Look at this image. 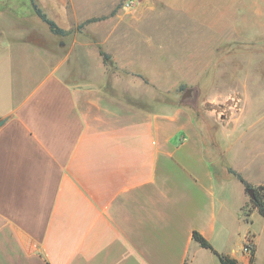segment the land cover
<instances>
[{"label": "crops", "instance_id": "crops-1", "mask_svg": "<svg viewBox=\"0 0 264 264\" xmlns=\"http://www.w3.org/2000/svg\"><path fill=\"white\" fill-rule=\"evenodd\" d=\"M21 1L0 0V264H220L193 232L249 264L243 249L251 231L238 225L240 208L234 214L228 206L233 177L217 184L189 109L118 94V87L128 90L118 81L110 89L96 83L88 73L106 65L89 42L91 31L77 42L86 81H68L67 57L54 58L30 40L34 28L18 12ZM252 15L261 25L254 33L264 34V8L255 6ZM106 53L114 67L128 69ZM26 56L46 67L31 85L24 81L38 70L27 69ZM188 70L195 73L196 65ZM201 71L173 86H196L208 68ZM251 234L258 264L261 233Z\"/></svg>", "mask_w": 264, "mask_h": 264}, {"label": "rangeland", "instance_id": "rangeland-1", "mask_svg": "<svg viewBox=\"0 0 264 264\" xmlns=\"http://www.w3.org/2000/svg\"><path fill=\"white\" fill-rule=\"evenodd\" d=\"M35 1L68 34H52L36 17L28 0L20 2L18 12L34 28L30 40L44 46L54 58L67 57L68 81H86L78 62L77 42L79 34L91 31L89 42L93 47L100 45L106 52L114 53L120 65L128 66L126 70L95 66L88 74L94 76L96 83L105 82V88L110 89V82L118 81V85L125 84L128 89L124 93L118 87V94L134 99L141 95L164 102L165 106L179 104L185 90L191 89L185 106L202 131L217 184L233 177L227 172L231 167L253 187H264V126H258L259 114L264 112V34L254 33L261 25L253 23L252 15L255 6L264 8V1L68 0L63 9L51 6L47 0ZM98 16L105 18L93 22L87 30H77L86 19ZM131 17L133 21L146 19L129 25ZM239 19L243 22L236 23ZM225 20L234 23L225 25ZM6 26L13 30V25ZM112 30L116 31L115 36L109 35ZM23 61L28 70L34 65L38 70L35 77L24 81L31 85L46 67L33 56H26ZM189 64L196 65L195 73L188 72ZM207 68L196 86L189 87L184 82L173 86L186 75L198 79L201 70ZM231 181L229 209L238 214L240 208L241 230L261 233L258 264H264V218L252 208L245 191L242 200L241 184L234 177ZM251 232L245 241L253 245Z\"/></svg>", "mask_w": 264, "mask_h": 264}, {"label": "trees", "instance_id": "trees-1", "mask_svg": "<svg viewBox=\"0 0 264 264\" xmlns=\"http://www.w3.org/2000/svg\"><path fill=\"white\" fill-rule=\"evenodd\" d=\"M30 6L34 12V14L36 15V17L43 22L49 29V31L56 35V36H65L66 34H68V32H66L64 29H62L61 27H59L55 21L49 19L46 14L38 7L37 3L35 0H29ZM114 12L111 13V16H113ZM105 17H94V18H89L86 19L84 22H82L81 24H79L77 26V30L82 29L83 27H85L86 25L93 23V22H97L100 20H103ZM98 52L99 55L101 56L103 63L108 66L111 67L113 66V62L111 60V57L109 56V54H107L106 52H104L102 50V48L100 46H98ZM180 90H184V87H181ZM180 106H185V104H180ZM186 107V106H185ZM204 140V137H203ZM211 141V145H214V141L213 140H209V142ZM205 141H204V145H205ZM206 147V146H205ZM227 172L232 175L243 187L244 191L247 193L248 190L252 189L253 190V198L250 199V203L252 208L258 213L259 216L264 217V187L261 186H257V187H253L249 182H247L238 172H236L235 170H233L231 167L227 168ZM248 216V214H247ZM192 239L198 243V245L201 248L204 249H208L210 250L215 257L217 258V260L219 261L220 264H239L236 260L229 258L228 256L222 255L220 253H218L217 251H215L211 245L204 239V237L202 235H200L198 232H193L192 234ZM254 246L251 245V252H250V260H249V264H253V252H254Z\"/></svg>", "mask_w": 264, "mask_h": 264}, {"label": "water", "instance_id": "water-1", "mask_svg": "<svg viewBox=\"0 0 264 264\" xmlns=\"http://www.w3.org/2000/svg\"><path fill=\"white\" fill-rule=\"evenodd\" d=\"M191 89H186L185 92L181 95V98H180V101L179 103L180 104H185L186 103V100L190 97V93H191ZM4 123V120H1L0 121V126ZM250 199H252L254 196H253V190L250 189L247 191Z\"/></svg>", "mask_w": 264, "mask_h": 264}, {"label": "built area", "instance_id": "built-area-1", "mask_svg": "<svg viewBox=\"0 0 264 264\" xmlns=\"http://www.w3.org/2000/svg\"><path fill=\"white\" fill-rule=\"evenodd\" d=\"M126 7H130V5H129V3H126ZM246 243L244 244V249H243V251H244V253L246 254V255H250V252H251V242L250 241H245Z\"/></svg>", "mask_w": 264, "mask_h": 264}]
</instances>
